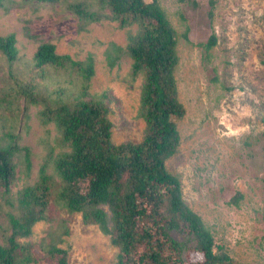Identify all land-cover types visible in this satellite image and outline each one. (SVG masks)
<instances>
[{
    "label": "rangeland",
    "instance_id": "374dc122",
    "mask_svg": "<svg viewBox=\"0 0 264 264\" xmlns=\"http://www.w3.org/2000/svg\"><path fill=\"white\" fill-rule=\"evenodd\" d=\"M68 1L52 6L4 0L0 35L16 34L19 57L12 76L0 55V97L17 82L30 83L32 75L49 91L60 89L71 97L78 92L80 75L75 72L49 68L46 78L37 76L33 58L43 41L55 43L58 53L74 59L91 54L94 74L89 97L107 95L116 143L139 142L145 127L138 114L142 79L132 74L127 53L109 64L119 54L112 45L126 48L136 25L121 27L118 21L102 19L79 30ZM159 2L177 32L175 77L186 109L178 121L179 151L168 159L167 168L180 178L185 201L202 217L216 243L224 245L236 262L264 264V0ZM212 35L215 44L207 49ZM16 75L21 78L15 83ZM23 108L22 98L0 107L1 141L10 140V131L31 152L29 171L23 163L18 166V179L9 194L13 198L39 179L49 149H61L55 125L39 119V106ZM0 209H9L2 195ZM58 215L68 233L65 226L39 221L32 234L22 238L34 244L37 262L33 264H45L41 242L51 230L60 233L61 247L69 250V264L115 262L118 248L98 226L83 223L81 214L65 209ZM187 257L201 259L202 254Z\"/></svg>",
    "mask_w": 264,
    "mask_h": 264
},
{
    "label": "trees",
    "instance_id": "16d2710c",
    "mask_svg": "<svg viewBox=\"0 0 264 264\" xmlns=\"http://www.w3.org/2000/svg\"><path fill=\"white\" fill-rule=\"evenodd\" d=\"M28 1L52 6L60 2ZM67 7L79 30L102 19L118 21L121 27L136 25L126 48L112 45L119 54L109 64L127 53L132 74L142 79L138 114L145 122L143 137L139 142L113 140L107 95L89 97L93 55L74 59L58 53L55 43L43 41L33 58L37 76L44 79L49 68L63 69L79 74L80 86L73 97L64 96L65 91H49L36 76L24 83L17 82L21 77L16 75L17 87L11 85L0 97V107H10L16 98L24 100V110L38 105L39 119L55 125L61 147L58 152L49 149L39 179L13 198L9 194L18 166L23 163L29 171L31 152L10 131V140L0 138V195L9 207L0 209V264L36 263L34 244L22 238L30 236L39 221L65 226L68 233L58 215L63 209L81 214L83 223L98 226L109 237L118 248L113 264H247L236 262L224 245L216 243L202 217L185 201L180 178L167 168L168 159L179 151L178 121L186 109L175 77L177 32L159 0H71ZM214 44L212 35L207 49ZM0 55L14 76L19 57L14 32L0 35ZM60 236L51 230L43 238L45 264H69V250L61 247ZM195 252L202 258L187 257Z\"/></svg>",
    "mask_w": 264,
    "mask_h": 264
}]
</instances>
